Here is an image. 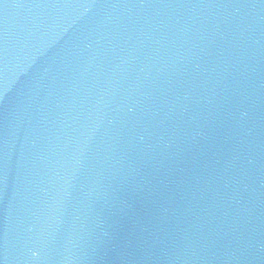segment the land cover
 <instances>
[{"label":"water","instance_id":"1","mask_svg":"<svg viewBox=\"0 0 264 264\" xmlns=\"http://www.w3.org/2000/svg\"><path fill=\"white\" fill-rule=\"evenodd\" d=\"M0 264H264V0H0Z\"/></svg>","mask_w":264,"mask_h":264}]
</instances>
